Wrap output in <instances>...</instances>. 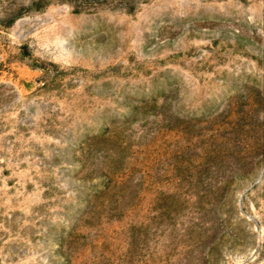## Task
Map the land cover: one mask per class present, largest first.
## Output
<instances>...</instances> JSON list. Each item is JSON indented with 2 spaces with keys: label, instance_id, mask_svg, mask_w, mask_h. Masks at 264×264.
Returning <instances> with one entry per match:
<instances>
[{
  "label": "rangeland",
  "instance_id": "1",
  "mask_svg": "<svg viewBox=\"0 0 264 264\" xmlns=\"http://www.w3.org/2000/svg\"><path fill=\"white\" fill-rule=\"evenodd\" d=\"M32 1L0 0V264H264V0Z\"/></svg>",
  "mask_w": 264,
  "mask_h": 264
},
{
  "label": "trees",
  "instance_id": "2",
  "mask_svg": "<svg viewBox=\"0 0 264 264\" xmlns=\"http://www.w3.org/2000/svg\"><path fill=\"white\" fill-rule=\"evenodd\" d=\"M48 3H49V0H33L31 2V5H34L35 7H40L41 8V7H44ZM22 9L23 8H20V14L22 12ZM15 18H16L15 16L9 18V20L7 21V23L8 24L12 23L15 20Z\"/></svg>",
  "mask_w": 264,
  "mask_h": 264
}]
</instances>
